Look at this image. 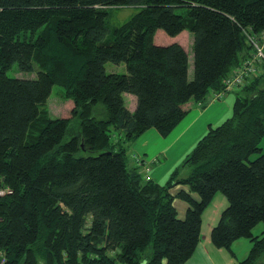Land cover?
Wrapping results in <instances>:
<instances>
[{
	"label": "trees",
	"instance_id": "trees-1",
	"mask_svg": "<svg viewBox=\"0 0 264 264\" xmlns=\"http://www.w3.org/2000/svg\"><path fill=\"white\" fill-rule=\"evenodd\" d=\"M122 5L139 9L110 30ZM157 29L191 33V78L185 47L155 41ZM261 30L264 0H0V264H184L216 191L228 204L213 244L230 250L247 237L236 264H264V235L252 234L264 222V61L226 89L253 50L245 31ZM14 63L35 77L9 76ZM53 84L72 99L69 116L43 107ZM218 92L234 95L231 115L163 184L131 163L139 134L166 136L189 101L204 106Z\"/></svg>",
	"mask_w": 264,
	"mask_h": 264
},
{
	"label": "crops",
	"instance_id": "crops-1",
	"mask_svg": "<svg viewBox=\"0 0 264 264\" xmlns=\"http://www.w3.org/2000/svg\"><path fill=\"white\" fill-rule=\"evenodd\" d=\"M129 98L133 109L135 106V96L124 93V98ZM126 101V99H125ZM234 95L225 94L221 97L211 95L208 103L202 107L195 101H189L188 112L167 134L162 136L153 127L144 130L134 140L131 146V163L138 157L145 168L142 173H146L152 180L163 184L170 173L180 164L185 155L193 148L196 142L205 134L210 126H216L225 120L232 113ZM164 157V161L151 167L153 163L159 161V156ZM173 203L180 216L186 210V203L175 198ZM228 204L224 194L216 191L209 203L201 213V223L198 235V242L193 253L184 264H236L249 252L251 241L247 237H240L232 241L230 250L225 247H218L213 244L210 231L217 223L222 210ZM264 223V222H263ZM257 223L252 228L255 236L264 235V226ZM264 262V254L260 258Z\"/></svg>",
	"mask_w": 264,
	"mask_h": 264
},
{
	"label": "rangeland",
	"instance_id": "rangeland-1",
	"mask_svg": "<svg viewBox=\"0 0 264 264\" xmlns=\"http://www.w3.org/2000/svg\"><path fill=\"white\" fill-rule=\"evenodd\" d=\"M138 9H139V7L134 6V5H127V6L122 5V6L114 7L112 10H110V15L107 18V25H108L109 29L111 30L113 27L121 24L130 15H132L133 13L138 11ZM154 36H155V41H162V43H164V44L170 43L173 41H178L179 43H181L185 47V49L187 50V53H188V58H189L188 75H189V78H191L192 77V49H191L192 36H191V33L185 29L175 36H169L163 30L157 29L154 33ZM262 37L264 39V30L262 31ZM260 46H262V44ZM105 67H106V70L115 69L118 72H124L125 71L123 63L114 64L112 62H106ZM7 74L9 76H13V77L34 78L36 75V71H22L17 67V64L14 63L9 69H7ZM125 99H126V105L128 107H131L132 103L129 100V98L125 97ZM43 107L47 109V111L49 112V114L52 117H64V116L70 115V111L73 107V101H72V99L65 96L64 89L61 85L53 84L51 87L50 94L48 95L45 103L43 104ZM200 107H202V106H200ZM102 110H103V108L101 107L100 104L96 105L95 113L97 114V117L102 116V114H103ZM212 127H214V126H212ZM116 134L117 133L113 132V135H116ZM261 145H262L261 146L262 151H264V137H263V140L261 142ZM159 158H160L159 161L156 163H153L151 165V167L157 166L158 163L164 161L163 156L160 155ZM135 160H136V164H140L141 160L138 157H135ZM142 168L145 171V168L143 166H142ZM145 172L143 173V175L148 178L149 176ZM219 193H221V192L219 191ZM259 224H260L259 226H264L263 222H259Z\"/></svg>",
	"mask_w": 264,
	"mask_h": 264
},
{
	"label": "built area",
	"instance_id": "built-area-1",
	"mask_svg": "<svg viewBox=\"0 0 264 264\" xmlns=\"http://www.w3.org/2000/svg\"><path fill=\"white\" fill-rule=\"evenodd\" d=\"M262 31L259 34L245 31L246 42L253 46V50L250 51L249 59L245 60L239 67H236L234 73L226 81V89L231 90L239 87L243 84L245 77L254 73L256 68L253 65L254 60L262 59L264 61V39L262 37ZM262 44V46H260ZM216 97L223 96L222 92L215 94ZM8 191L5 187H0V194Z\"/></svg>",
	"mask_w": 264,
	"mask_h": 264
}]
</instances>
